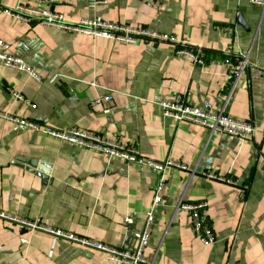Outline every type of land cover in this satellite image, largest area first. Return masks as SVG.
<instances>
[{
    "label": "crops",
    "instance_id": "0c3cea01",
    "mask_svg": "<svg viewBox=\"0 0 264 264\" xmlns=\"http://www.w3.org/2000/svg\"><path fill=\"white\" fill-rule=\"evenodd\" d=\"M19 7L174 36L202 50L205 64L150 40L127 44L46 26L35 16L17 19ZM0 40L40 79L0 65V114L37 126L0 118V214L16 220L0 217V264H119L20 222L132 250L160 181L145 165L65 144L47 128L97 134L151 162L183 166L163 174L147 262L264 264V8L248 0H0ZM242 57L246 67L228 96L224 61L234 66ZM107 95L111 100L101 101ZM177 99L215 110L225 104V113L254 133L248 140L209 136L165 118L160 104ZM16 160L46 164L47 179ZM198 202L206 204L214 235L209 246L179 207Z\"/></svg>",
    "mask_w": 264,
    "mask_h": 264
},
{
    "label": "built area",
    "instance_id": "2783aa9c",
    "mask_svg": "<svg viewBox=\"0 0 264 264\" xmlns=\"http://www.w3.org/2000/svg\"><path fill=\"white\" fill-rule=\"evenodd\" d=\"M248 2L252 5L264 8V0H248ZM16 10L17 11L14 13V16L17 19L28 21L30 16H35L43 25L57 27L68 32H77L90 36H100L112 41H120L127 44H132L139 40H150L160 44H166L173 48L175 56L187 58L193 65L203 66L205 64V54L202 50L199 48L193 49L185 40L174 36L155 34L143 30L133 29L124 25L112 24L104 22L100 18L81 19L76 22H70L66 20L64 16L56 13L39 11L36 9H26L23 7H19ZM19 11L26 13L27 15L21 14ZM8 13L9 12H6V14ZM10 49L9 45L0 40V65L24 73L31 79L39 82V77L32 71V69L21 58L13 54ZM229 53V51L225 52L226 55H229ZM234 61H236V65L234 66L231 65V61H224V63L229 66L228 96L235 90L236 84L246 67L245 58L242 57L241 60L237 59ZM11 93L15 99L22 100V97L19 94L13 92ZM110 100L111 96L107 95L104 96L101 101L109 102ZM160 106L163 109V116L165 118L174 122H188L198 125L206 129L209 132V136L218 134L240 140H248L254 133V128L249 122L235 120L227 115L225 113V104L218 110H215L208 103L196 107L177 99L171 103L162 102ZM0 118L32 130L37 129L35 124L27 120L5 114H0ZM45 133L46 135L65 144L89 149L108 158H117L128 163L145 165L160 174V181L154 189L153 201L149 206V209L145 212L142 227L140 230L133 233L135 246L132 250L112 248L101 243L89 241L85 238L76 237L72 234L54 231L36 223L23 221L20 223L32 230H38L42 233L52 235L55 240H64L69 243H74L79 246L101 252L106 256V258L119 264H152L147 262L144 258L143 250L149 244L150 231L154 223V210L161 202L160 193L163 189V174H165L168 169H183V166L173 162L172 160H166L162 163L151 162L150 160H146L144 157H141L138 151L133 147L122 146L115 142H109L102 139L97 134L73 128L65 130L47 128ZM206 176L219 182L227 184L231 183V181L216 176L211 172L207 173ZM179 207L189 214L195 232L199 236L202 244L204 246L211 245L214 242V235L204 217L206 204L204 202H198L194 204H180ZM0 217L10 221H16L11 217L2 214H0ZM124 223H132V218L130 216H126Z\"/></svg>",
    "mask_w": 264,
    "mask_h": 264
},
{
    "label": "water",
    "instance_id": "95a60500",
    "mask_svg": "<svg viewBox=\"0 0 264 264\" xmlns=\"http://www.w3.org/2000/svg\"><path fill=\"white\" fill-rule=\"evenodd\" d=\"M16 164L25 165L29 170L36 169L38 172L42 174V177L44 179H47L48 171L46 170V168H48V166L46 164H39L41 165V167H39L36 161H28V160H16Z\"/></svg>",
    "mask_w": 264,
    "mask_h": 264
},
{
    "label": "trees",
    "instance_id": "16d2710c",
    "mask_svg": "<svg viewBox=\"0 0 264 264\" xmlns=\"http://www.w3.org/2000/svg\"><path fill=\"white\" fill-rule=\"evenodd\" d=\"M225 60H228V59H225ZM230 61V60H229Z\"/></svg>",
    "mask_w": 264,
    "mask_h": 264
}]
</instances>
